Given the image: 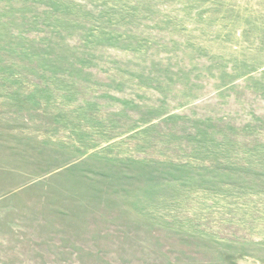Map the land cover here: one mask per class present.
Returning a JSON list of instances; mask_svg holds the SVG:
<instances>
[{
	"label": "rangeland",
	"instance_id": "374dc122",
	"mask_svg": "<svg viewBox=\"0 0 264 264\" xmlns=\"http://www.w3.org/2000/svg\"><path fill=\"white\" fill-rule=\"evenodd\" d=\"M0 264H264V0H0Z\"/></svg>",
	"mask_w": 264,
	"mask_h": 264
}]
</instances>
